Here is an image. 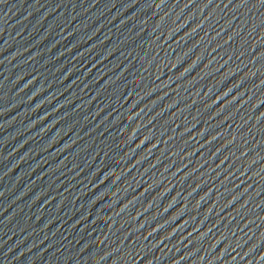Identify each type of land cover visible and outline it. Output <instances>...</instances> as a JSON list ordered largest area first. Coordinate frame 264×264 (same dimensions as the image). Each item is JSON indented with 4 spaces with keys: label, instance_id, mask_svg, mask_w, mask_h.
<instances>
[{
    "label": "water",
    "instance_id": "1",
    "mask_svg": "<svg viewBox=\"0 0 264 264\" xmlns=\"http://www.w3.org/2000/svg\"><path fill=\"white\" fill-rule=\"evenodd\" d=\"M0 77L32 264H264V4L0 0Z\"/></svg>",
    "mask_w": 264,
    "mask_h": 264
},
{
    "label": "snow or ice",
    "instance_id": "2",
    "mask_svg": "<svg viewBox=\"0 0 264 264\" xmlns=\"http://www.w3.org/2000/svg\"><path fill=\"white\" fill-rule=\"evenodd\" d=\"M161 2H162V0H161ZM257 2H258V5L264 4V0H257ZM157 7H159V5Z\"/></svg>",
    "mask_w": 264,
    "mask_h": 264
}]
</instances>
